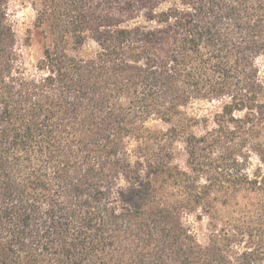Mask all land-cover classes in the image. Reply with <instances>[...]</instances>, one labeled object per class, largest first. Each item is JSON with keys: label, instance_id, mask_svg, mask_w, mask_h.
Masks as SVG:
<instances>
[{"label": "trees", "instance_id": "trees-1", "mask_svg": "<svg viewBox=\"0 0 264 264\" xmlns=\"http://www.w3.org/2000/svg\"><path fill=\"white\" fill-rule=\"evenodd\" d=\"M27 1L31 70L0 0V264H264V0Z\"/></svg>", "mask_w": 264, "mask_h": 264}, {"label": "rangeland", "instance_id": "rangeland-1", "mask_svg": "<svg viewBox=\"0 0 264 264\" xmlns=\"http://www.w3.org/2000/svg\"><path fill=\"white\" fill-rule=\"evenodd\" d=\"M9 9H10V18L15 31L17 47L18 50L24 60L25 66L28 69H32L35 62L41 57V42L40 38L36 33V29L34 27V18L35 13L31 8L29 2L27 0H9ZM143 20L138 18L133 23H142ZM130 23V24H133ZM97 46L95 41L92 38H87L85 43L81 48L72 51L71 46H68V51L70 53H75L78 55H91L95 52ZM257 65L259 68V78L263 83L264 87V54H262L257 59ZM264 94V93H263ZM261 100L264 101V95L261 97ZM221 108L220 100H212V101H196L189 104L185 108V112L188 116L195 117H205L208 119V126H213L212 119L214 114L218 112ZM260 124L264 125V115H260ZM150 128H165L166 125L159 121H151L147 124ZM262 127V125H260ZM193 130L197 133L201 130L199 125L195 126ZM260 131L258 133L254 132L253 135L250 136V140L254 143L259 139L264 141L262 135L259 138ZM262 141V142H263ZM251 144L250 141L246 143V147L242 149V159L246 157V164L249 168V172L254 171L260 166L261 170H264V164L258 160L257 155L251 151V148L248 147ZM182 142H174L173 148V163L178 165L180 168L185 167V151L183 149ZM249 148V149H248ZM217 158V157H216ZM118 198L124 200L125 202L131 201V188L127 182H121L119 185ZM231 216V215H230ZM233 216V215H232ZM185 222L188 224L192 232L195 236L200 240L204 241L208 236L209 230L207 228L208 217L206 215H202L201 219L196 218V216L192 213H189L185 216Z\"/></svg>", "mask_w": 264, "mask_h": 264}]
</instances>
